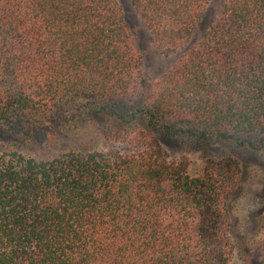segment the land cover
Returning <instances> with one entry per match:
<instances>
[{
    "label": "trees",
    "instance_id": "1",
    "mask_svg": "<svg viewBox=\"0 0 264 264\" xmlns=\"http://www.w3.org/2000/svg\"><path fill=\"white\" fill-rule=\"evenodd\" d=\"M212 1L131 0L157 57L182 53L154 79L120 0H0V128L21 144L0 145V264H235L238 154L264 162V0H225L190 46ZM57 119L130 152L27 157Z\"/></svg>",
    "mask_w": 264,
    "mask_h": 264
},
{
    "label": "rangeland",
    "instance_id": "2",
    "mask_svg": "<svg viewBox=\"0 0 264 264\" xmlns=\"http://www.w3.org/2000/svg\"><path fill=\"white\" fill-rule=\"evenodd\" d=\"M120 2L124 7L127 20L137 38L139 47L145 53L147 71L151 77L157 79L175 64L182 53L180 52L170 58L157 57L131 0H120ZM224 2L225 0L212 1L190 46L201 41L216 19ZM61 121L65 120L57 119L55 122L40 127L35 132L34 144L23 148L27 157L35 159L53 158L70 150L88 153L105 152L117 148L125 153L130 152L129 146L109 143L96 122H90L78 131L71 132ZM9 144L21 146L19 139L7 135L0 128V145L7 146ZM171 153L173 154V152ZM238 157L242 161L243 172L241 187L234 200L232 211L233 223L230 237L234 247V263L262 264L264 253L260 242L263 231L261 225L264 226V162L245 152L239 153ZM191 161V172L197 174L201 167V159L198 155H192Z\"/></svg>",
    "mask_w": 264,
    "mask_h": 264
}]
</instances>
